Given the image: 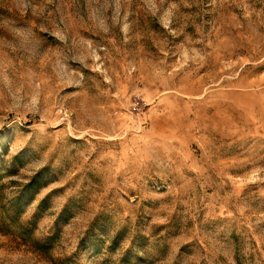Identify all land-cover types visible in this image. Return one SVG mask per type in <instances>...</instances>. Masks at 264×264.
<instances>
[{"label": "rangeland", "instance_id": "obj_1", "mask_svg": "<svg viewBox=\"0 0 264 264\" xmlns=\"http://www.w3.org/2000/svg\"><path fill=\"white\" fill-rule=\"evenodd\" d=\"M0 264H264V0H0Z\"/></svg>", "mask_w": 264, "mask_h": 264}]
</instances>
